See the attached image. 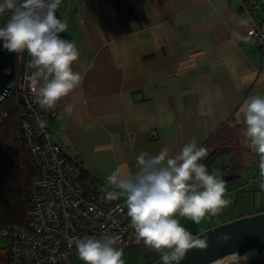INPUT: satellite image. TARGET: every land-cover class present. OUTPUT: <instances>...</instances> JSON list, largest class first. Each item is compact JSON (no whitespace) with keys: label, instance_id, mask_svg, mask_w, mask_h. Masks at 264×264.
Here are the masks:
<instances>
[{"label":"crops","instance_id":"obj_1","mask_svg":"<svg viewBox=\"0 0 264 264\" xmlns=\"http://www.w3.org/2000/svg\"><path fill=\"white\" fill-rule=\"evenodd\" d=\"M257 2L248 15L238 0H61L56 15L68 28L60 35L77 45L73 67L83 79L54 108H42L50 142L88 173L95 190L108 192L107 176L116 169L133 175L142 151L168 148L175 156L192 140L203 146L231 116L245 134L244 102L264 95V54L246 34L264 20V0ZM245 147L244 157L227 151L200 161L212 173L221 157L215 173L230 201L212 225L264 211L259 156ZM125 199L112 201L126 207ZM177 218L197 234V223ZM143 245L124 251L126 264H142ZM68 259L59 264L80 262L76 249Z\"/></svg>","mask_w":264,"mask_h":264},{"label":"clouds","instance_id":"obj_2","mask_svg":"<svg viewBox=\"0 0 264 264\" xmlns=\"http://www.w3.org/2000/svg\"><path fill=\"white\" fill-rule=\"evenodd\" d=\"M60 4L61 0L0 2V14L11 13L0 27V42L9 52L27 51L31 57L28 67L35 71L28 79L42 108H54L83 79L73 67L80 56L77 45L60 35L68 28L56 15ZM232 35L237 40L246 39L237 32ZM65 111L71 114L72 107ZM242 115L247 146L259 156L260 175L264 177V95L250 96L244 102ZM206 156L207 149L192 140L175 156L168 148L157 155L142 151L136 157L133 175L116 169L107 176L108 185L114 189L106 193L107 199L116 200L121 195L126 198L136 242L142 241L160 252L163 264H180L189 250L208 247L207 236L193 235L177 216L199 224L206 215L215 216L230 203L224 198L225 181L200 162ZM118 239L114 235L71 237L70 243L85 264H125ZM230 239V233L217 236L218 242ZM241 258L247 259L248 254L232 252L221 259V264H238Z\"/></svg>","mask_w":264,"mask_h":264},{"label":"built area","instance_id":"obj_3","mask_svg":"<svg viewBox=\"0 0 264 264\" xmlns=\"http://www.w3.org/2000/svg\"><path fill=\"white\" fill-rule=\"evenodd\" d=\"M238 2L248 15L258 8L257 0ZM10 15L0 14L4 17L3 26ZM246 34L264 54V20L252 24ZM30 60L27 51L15 53L9 90L20 94L18 120L40 174L31 182L24 226L1 230L5 245L0 252L8 257V264H59L66 262L75 250L71 237L114 235L119 237L117 247L123 250L139 246L142 241L136 242L127 208L108 200L106 191L87 190L81 182V166L50 142V115L37 102L28 79L35 71L28 67ZM5 117V110L0 109V123Z\"/></svg>","mask_w":264,"mask_h":264},{"label":"trees","instance_id":"obj_4","mask_svg":"<svg viewBox=\"0 0 264 264\" xmlns=\"http://www.w3.org/2000/svg\"><path fill=\"white\" fill-rule=\"evenodd\" d=\"M19 104L20 94L13 89L9 90L0 104V109L6 112L5 119L0 123V232L8 227L24 226L31 182L40 174L35 158L22 136L18 120ZM245 144L243 129L231 116L203 145L209 155L206 162L210 163L215 155L227 151L233 156L240 153L244 157L248 152ZM236 167L240 169L242 165L236 164L234 168ZM81 182L87 190L95 191L94 182L85 170L82 172ZM3 247L0 244V250ZM0 264H8V257L1 252Z\"/></svg>","mask_w":264,"mask_h":264},{"label":"water","instance_id":"obj_5","mask_svg":"<svg viewBox=\"0 0 264 264\" xmlns=\"http://www.w3.org/2000/svg\"><path fill=\"white\" fill-rule=\"evenodd\" d=\"M14 55L15 52L7 51L0 42V104L7 96L14 76ZM222 233H230L231 239L218 242L217 236ZM205 235L208 247L189 250L180 264H212L232 252L241 256L248 254V258L264 256V211L241 216L195 234L198 237ZM151 264H163V261L160 257Z\"/></svg>","mask_w":264,"mask_h":264},{"label":"rangeland","instance_id":"obj_6","mask_svg":"<svg viewBox=\"0 0 264 264\" xmlns=\"http://www.w3.org/2000/svg\"><path fill=\"white\" fill-rule=\"evenodd\" d=\"M223 156H228V154H223ZM220 158H216L215 161H214V163H215L214 164V170H215V172L217 174L219 173V169H218L219 168L218 167L219 164L218 163H220V160H221ZM218 219L219 218H218L217 215H215V216L209 215V221H208L209 225H212L213 223H216V221H218ZM208 222L203 223V221H201L199 224H197L196 227L191 226V229H192V231H198L196 233L202 232L204 230V227L208 226ZM217 224H220V223H217ZM217 224H215V225H217ZM215 225H212V226H215ZM200 229H203V230H200ZM205 230H206V228H205ZM0 244L2 246L5 245V238L2 237V236L0 237ZM138 249H139V253H140V258L142 260V261H140V263H142V264H151L155 260H157V259H159L161 257V253L160 252H157V251H155L153 249H150V248H148V247H146L144 245L142 247L138 248ZM123 251H125V250H123ZM130 252H131V250H130ZM70 258H71V256H70ZM123 259H124V262L126 264L128 262V258L123 257ZM68 260H67V262H68ZM133 260H134V258L131 259V264L133 263L132 262ZM78 264H85V262L80 260V262ZM238 264H264V256H256V257H253V258H248V259H244V260H238Z\"/></svg>","mask_w":264,"mask_h":264},{"label":"bare ground","instance_id":"obj_7","mask_svg":"<svg viewBox=\"0 0 264 264\" xmlns=\"http://www.w3.org/2000/svg\"><path fill=\"white\" fill-rule=\"evenodd\" d=\"M212 264H221V260H218V261H216V262H214Z\"/></svg>","mask_w":264,"mask_h":264}]
</instances>
